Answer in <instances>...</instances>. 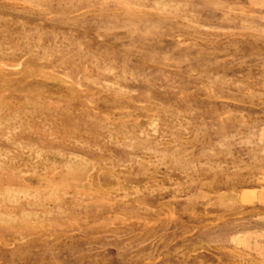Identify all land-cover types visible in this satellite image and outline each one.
Here are the masks:
<instances>
[{
    "label": "rangeland",
    "instance_id": "obj_1",
    "mask_svg": "<svg viewBox=\"0 0 264 264\" xmlns=\"http://www.w3.org/2000/svg\"><path fill=\"white\" fill-rule=\"evenodd\" d=\"M0 264H264V0H0Z\"/></svg>",
    "mask_w": 264,
    "mask_h": 264
}]
</instances>
